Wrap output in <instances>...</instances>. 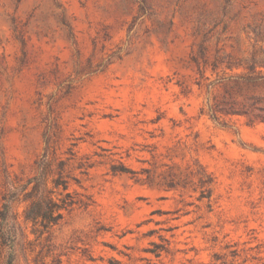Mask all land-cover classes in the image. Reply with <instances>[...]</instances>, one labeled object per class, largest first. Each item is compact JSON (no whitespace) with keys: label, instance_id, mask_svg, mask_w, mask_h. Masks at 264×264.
Here are the masks:
<instances>
[{"label":"rangeland","instance_id":"obj_1","mask_svg":"<svg viewBox=\"0 0 264 264\" xmlns=\"http://www.w3.org/2000/svg\"><path fill=\"white\" fill-rule=\"evenodd\" d=\"M10 194L0 264H264V0H0Z\"/></svg>","mask_w":264,"mask_h":264},{"label":"trees","instance_id":"obj_2","mask_svg":"<svg viewBox=\"0 0 264 264\" xmlns=\"http://www.w3.org/2000/svg\"><path fill=\"white\" fill-rule=\"evenodd\" d=\"M46 161L43 159L39 162V174L33 177L34 188L36 190L37 199L32 202L31 206L26 211V217L35 219L41 217L45 221V227L49 224H54L61 217V213L55 212L59 205H57L50 197L45 196V189L43 186V180L46 172ZM12 194L5 197L2 207L0 209V253L3 246H8L7 254L9 261L13 256L12 248L13 242L20 232L15 215L12 212Z\"/></svg>","mask_w":264,"mask_h":264}]
</instances>
